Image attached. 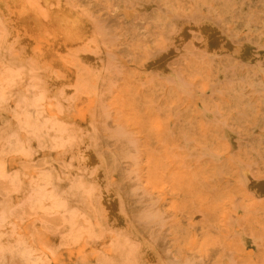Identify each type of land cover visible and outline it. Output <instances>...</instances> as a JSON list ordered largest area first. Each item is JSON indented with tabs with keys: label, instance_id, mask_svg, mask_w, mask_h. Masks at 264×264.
Masks as SVG:
<instances>
[{
	"label": "rangeland",
	"instance_id": "1",
	"mask_svg": "<svg viewBox=\"0 0 264 264\" xmlns=\"http://www.w3.org/2000/svg\"><path fill=\"white\" fill-rule=\"evenodd\" d=\"M54 3L0 0V264H264V0Z\"/></svg>",
	"mask_w": 264,
	"mask_h": 264
},
{
	"label": "bare ground",
	"instance_id": "2",
	"mask_svg": "<svg viewBox=\"0 0 264 264\" xmlns=\"http://www.w3.org/2000/svg\"><path fill=\"white\" fill-rule=\"evenodd\" d=\"M6 1L10 6L16 5L14 10H15V15L17 16V19H18L16 22L18 27L25 28L26 30L31 31L32 29L38 28L41 25H45V24L50 25V26L54 25V26H57V29L62 32V38L67 42H70V40L74 41V40H78V39L83 38V37H81V34H79L80 29L83 25L81 17L87 16V12L83 9H81L80 13L78 14L75 10L71 9V7L68 4H65V3L56 4V3H54V0H6ZM205 35L206 34H204V36ZM70 55H68V56H70ZM21 56H22V54H21ZM70 59L74 60V62H77L81 66L86 64L83 62V59L79 55L76 56L75 54H72ZM103 67H105V66H103ZM5 68H7V67H5ZM93 71L95 72V70H93ZM17 72H19V71L17 70ZM103 74H104V72H103ZM82 77H84V76H82ZM87 81L89 82L88 79H87ZM13 84H14V82H13ZM81 84H83V83H81ZM91 88H93V87H91ZM76 90H78V88ZM82 97H83V95H82ZM36 100H37V98H36ZM80 101H81V99H80ZM110 165H112V164H110ZM144 214L146 216V213H144ZM146 218H151V216L148 215V216H146Z\"/></svg>",
	"mask_w": 264,
	"mask_h": 264
}]
</instances>
